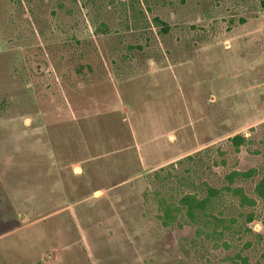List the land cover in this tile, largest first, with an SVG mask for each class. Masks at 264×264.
Wrapping results in <instances>:
<instances>
[{"label": "rangeland", "instance_id": "obj_1", "mask_svg": "<svg viewBox=\"0 0 264 264\" xmlns=\"http://www.w3.org/2000/svg\"><path fill=\"white\" fill-rule=\"evenodd\" d=\"M263 176L264 0H0V264H264Z\"/></svg>", "mask_w": 264, "mask_h": 264}, {"label": "trees", "instance_id": "obj_2", "mask_svg": "<svg viewBox=\"0 0 264 264\" xmlns=\"http://www.w3.org/2000/svg\"><path fill=\"white\" fill-rule=\"evenodd\" d=\"M157 22L160 23V21L156 20ZM166 31L167 29L164 28ZM233 145L235 147L241 146L245 138L241 135H236L232 139ZM254 174V170H249L247 172H232L229 175L226 176L227 181L231 184L234 180V178L241 177V178H249ZM255 192L260 198H264V176L262 179L258 182V184L255 187ZM232 193L238 197L240 204L242 205H248V206H253L254 201L249 199L247 196L244 195L242 189L240 188H235L232 189ZM217 194V191L209 189V194L206 198L204 199H198L194 195H185L183 196L178 203V206L174 209V212L177 214L179 213L182 209L185 210V216L190 220V221H195L196 219V214L197 212H203L206 210L209 200L211 197L215 196ZM172 209L170 206H166L164 209V222L163 225L167 226L170 221L175 219V216H172ZM251 218V217H250ZM241 264H247L246 260L241 258Z\"/></svg>", "mask_w": 264, "mask_h": 264}]
</instances>
